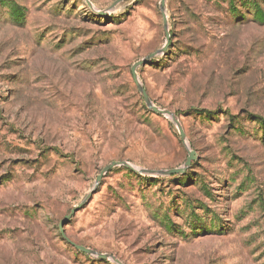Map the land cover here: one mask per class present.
Segmentation results:
<instances>
[{"label":"rangeland","instance_id":"obj_1","mask_svg":"<svg viewBox=\"0 0 264 264\" xmlns=\"http://www.w3.org/2000/svg\"><path fill=\"white\" fill-rule=\"evenodd\" d=\"M115 1L0 0V264H264V0Z\"/></svg>","mask_w":264,"mask_h":264},{"label":"water","instance_id":"obj_2","mask_svg":"<svg viewBox=\"0 0 264 264\" xmlns=\"http://www.w3.org/2000/svg\"><path fill=\"white\" fill-rule=\"evenodd\" d=\"M88 1V4L90 6H92V3L90 2V0H87ZM123 0H116L113 4L116 5L117 3L121 2ZM165 2L166 0H161V8L163 10V17H164V23H165V29H166V34H167V38L169 39L170 37V33H169V29H168V22H167V16H166V13L164 11L165 9ZM162 50H157L151 54H148L147 56H145L144 58L138 60L137 62H135L131 68L132 70V76H133V79L139 89V91L141 92L142 94V97L145 101V103L147 104V106L152 109L154 112L158 113V114H162V115H165V116H169L171 117L175 123L177 124L178 128H179V131H180V135H181V138L182 140L186 143V133H185V130L184 128L182 127L180 121L177 119L175 113L170 110V109H167V108H163V107H159L157 106L152 98L150 97V95L148 94L145 86L142 84V82L140 81V78L138 76V72H137V69L138 67L142 66V65H146L148 62H150L156 55H158L159 53H161ZM195 151L194 150H189V157L188 159L186 160L184 166L182 167H178V168H171V169H167V170H150V169H145V168H137L135 166H133L132 164H130L128 161H113L111 162L109 165H107L101 172V174L98 176L97 178V182L102 178V176L107 172L109 171L110 169H112L113 167L117 166V165H125L135 171H140V172H146V173H158V174H162V175H174V174H177V173H182L185 171V169L190 166L191 162L193 159L196 158L195 156ZM81 205L79 206H76L70 214H68L67 216H65L63 218V220L60 222L59 224V228H60V231L63 235V237L65 239H67L71 244H73L77 249H79L80 251H82L83 253H86V254H91V255H95V256H98L99 258L101 259H110L114 262H116L117 264H124L118 257H116L115 255H112V254H108V253H101V252H98L90 247H86L84 245H80V244H76L74 243L72 240L69 239V237L67 236L66 234V230H65V225L69 222V220L71 219V217L76 213V211H78L80 209Z\"/></svg>","mask_w":264,"mask_h":264}]
</instances>
